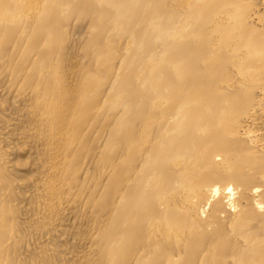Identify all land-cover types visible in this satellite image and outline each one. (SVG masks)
<instances>
[{"label": "bare ground", "instance_id": "bare-ground-1", "mask_svg": "<svg viewBox=\"0 0 264 264\" xmlns=\"http://www.w3.org/2000/svg\"><path fill=\"white\" fill-rule=\"evenodd\" d=\"M0 264H264V0H0Z\"/></svg>", "mask_w": 264, "mask_h": 264}]
</instances>
